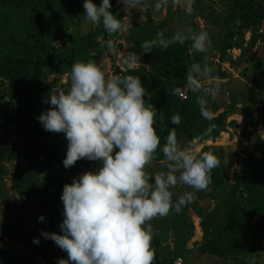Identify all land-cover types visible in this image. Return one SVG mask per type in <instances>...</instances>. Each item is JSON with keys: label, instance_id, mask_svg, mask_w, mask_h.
Segmentation results:
<instances>
[{"label": "rangeland", "instance_id": "374dc122", "mask_svg": "<svg viewBox=\"0 0 264 264\" xmlns=\"http://www.w3.org/2000/svg\"><path fill=\"white\" fill-rule=\"evenodd\" d=\"M92 2L98 5L100 0ZM109 2V11L124 25L121 31L111 36L102 25L93 26L83 19V0H50V9H62L57 20L50 19L48 10L42 9L31 21V16L0 4L2 65L10 66V59L27 60L26 68L19 67L30 73L38 66L37 56L47 64L55 63L51 73L42 75L51 85L49 93H53L67 88L66 81L73 63L91 61L108 77L124 76L127 69L121 63V57L136 54L139 60L135 69L147 78L148 91L158 95L160 100L165 99L166 108L172 112H176L180 104H186L187 112L197 115H201L198 97L186 90L187 70L193 63L212 67L213 72L203 83L206 87L218 85V91L215 99L207 101L205 110L211 112L212 119L221 117L223 128L215 137L194 135L189 140L180 138L178 143L192 151L212 152L218 157L220 166L211 171V183L205 190L194 191L184 185L172 189L173 200L185 191H194L192 201L180 212L170 210L168 215L148 222L153 233L155 262L264 264V239L257 240L256 235L254 246L248 243L241 255L207 261L204 249L210 240L204 238L200 217V211L208 213L220 207V200L229 192L239 194L249 172L248 163L255 164L258 179L264 184V14L255 25L249 26L244 23V11L230 0H194L190 13L185 12V0H162L158 8V0H139L126 11L120 0ZM157 28L165 37L177 31H206L211 46L207 52L196 53L190 48V42L181 45L185 49V72L180 77L177 76L179 72L152 67L145 53L137 49L136 43L147 39ZM31 32L39 33L38 37L50 46L47 55L40 49H33L30 53L20 47L12 49L10 39H22ZM102 40H112L115 52L110 53L102 47ZM181 95L186 98L182 99ZM0 98V102H9L15 113L0 125V264H57L59 259L67 258V253L52 240L41 236V232L61 234L59 225L63 219V204L54 207L43 199H35L29 192L31 183L44 181L55 171L68 176L71 183L84 171H94L98 164L92 161L66 169L62 165L67 147L64 134L45 131L38 116L24 107V87L18 83L13 85L2 74ZM159 138L163 144L164 139ZM33 147L53 151V167H29L27 158ZM156 157L149 172L164 170L159 148ZM38 216L44 219L38 220ZM257 218L253 217L252 221ZM33 238L39 242L33 243Z\"/></svg>", "mask_w": 264, "mask_h": 264}, {"label": "clouds", "instance_id": "9594fccd", "mask_svg": "<svg viewBox=\"0 0 264 264\" xmlns=\"http://www.w3.org/2000/svg\"><path fill=\"white\" fill-rule=\"evenodd\" d=\"M139 0H120L126 11ZM162 0H158L156 7ZM194 0H185L190 13ZM83 19L90 25H102L111 36L123 29L122 22L109 11V0H83ZM80 18V17H79ZM190 42L196 53L211 46L206 31H177L170 37L157 32L140 47L144 53L154 48ZM108 52H115L112 40L100 41ZM139 56L121 57L127 70H135ZM212 67L193 63L186 74V90L198 97L202 117L211 119L206 103L215 99L218 85L203 83ZM66 89L47 94L42 102L50 107L38 117L45 131L63 133L67 141L62 165L67 169L80 159L96 161L94 171H84L62 188L63 204L60 233L41 232L45 239L67 253L57 264H153L152 231L148 222L164 217L170 210L180 212L190 203L194 191H202L211 183V171L220 166L212 152H196L182 147L173 131L161 144L154 125L162 116L151 102L144 99L147 90L133 75L108 77L95 63L71 65ZM172 124L180 116L170 117ZM162 153L163 169L149 172L156 153ZM184 185L185 191L173 200L172 189ZM38 216V220H43ZM33 238V243H38Z\"/></svg>", "mask_w": 264, "mask_h": 264}, {"label": "trees", "instance_id": "16d2710c", "mask_svg": "<svg viewBox=\"0 0 264 264\" xmlns=\"http://www.w3.org/2000/svg\"><path fill=\"white\" fill-rule=\"evenodd\" d=\"M230 1L234 2L240 10L244 11V23L246 25H255L264 14V0ZM0 4L3 5L2 7L12 6L17 12L24 13L25 16H31V21L35 19V13L42 9H47L50 19L53 18L54 20H57L62 12V9H50V0H0ZM157 32H160L158 28L153 30L145 40L152 39ZM38 35L39 33L34 32L27 33L22 39H10L9 43L13 50L20 47L24 49L25 53H30L33 49H40L47 55L50 46L44 39L39 38ZM40 35L42 34L40 33ZM142 42L136 43L139 52H143L140 47ZM184 51L185 49L181 45H170L164 50L154 48L153 51L145 53V56L152 67L161 68L166 72H179L177 76L181 77L185 72ZM37 58L38 66L36 69L33 68V72L31 70L30 73L27 70L21 71L20 69V67L26 68L27 60L10 59L8 60L12 62L10 66H4L0 61V74L7 77L13 85L14 83H18L20 87H24L26 94L24 107L30 113H35L39 116L50 107L47 103L42 102V99H46L47 94L51 91V85L45 81V77L42 75L51 73L53 71L52 66L55 63L47 64L42 62L40 57L37 56ZM124 75H133L140 78V82L148 94L144 99L151 102L157 109L158 116H162V122L158 120L154 125L158 137L165 140L171 130L174 132L177 141L180 138L189 140L194 135L202 138H212L223 128L221 117L218 116L206 120L201 115L188 113L186 104H180L176 112H172L166 108L168 106L165 99L160 100L158 95L148 91V80L141 71L137 69L133 71L127 70ZM174 95H176V92ZM17 110L19 109L17 108ZM13 111L12 105L9 102L4 100L0 102V125L4 124L12 115H15ZM173 114L180 116L179 124L171 123L170 117ZM26 123L28 125L31 124V122ZM54 157L53 151L48 152L41 148L33 147L31 155L27 158L28 165L33 169L39 166L51 168L55 164ZM42 158L44 160H41ZM91 162L86 159H80L72 166L86 165ZM247 166L249 167V172L244 178L243 189L238 195L229 192L220 200V207H216L208 213L200 211L204 238L208 241L210 240L209 246L206 250L204 249V256L207 261L217 260L224 256L226 258L228 256L236 257L237 255H241L247 248L248 243L254 246L255 235L257 236V240L264 239V184L258 179L255 164L248 163ZM52 173L54 174L48 175L44 181L32 182L29 192L32 196H35V199H43L56 207L59 203H62L60 200L62 188L65 184H70V179H68V176H61V173L59 174L57 171ZM40 210L42 211L41 208ZM255 216L258 218L252 221V218ZM151 247L153 248L152 240ZM153 264H156L155 258Z\"/></svg>", "mask_w": 264, "mask_h": 264}, {"label": "built area", "instance_id": "2783aa9c", "mask_svg": "<svg viewBox=\"0 0 264 264\" xmlns=\"http://www.w3.org/2000/svg\"><path fill=\"white\" fill-rule=\"evenodd\" d=\"M181 97H182V99H185V98H186V96H185V95H181Z\"/></svg>", "mask_w": 264, "mask_h": 264}]
</instances>
